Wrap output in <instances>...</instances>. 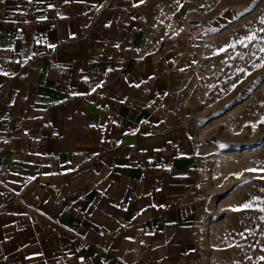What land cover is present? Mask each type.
Here are the masks:
<instances>
[{
	"label": "crops",
	"instance_id": "0c3cea01",
	"mask_svg": "<svg viewBox=\"0 0 264 264\" xmlns=\"http://www.w3.org/2000/svg\"><path fill=\"white\" fill-rule=\"evenodd\" d=\"M185 1L0 0V264L208 257L218 164L170 96Z\"/></svg>",
	"mask_w": 264,
	"mask_h": 264
},
{
	"label": "rangeland",
	"instance_id": "374dc122",
	"mask_svg": "<svg viewBox=\"0 0 264 264\" xmlns=\"http://www.w3.org/2000/svg\"><path fill=\"white\" fill-rule=\"evenodd\" d=\"M185 2L172 106L218 164L199 264H264V0Z\"/></svg>",
	"mask_w": 264,
	"mask_h": 264
},
{
	"label": "built area",
	"instance_id": "2783aa9c",
	"mask_svg": "<svg viewBox=\"0 0 264 264\" xmlns=\"http://www.w3.org/2000/svg\"><path fill=\"white\" fill-rule=\"evenodd\" d=\"M109 77H110V74H106V78H109ZM18 78L23 80L25 78V75H19ZM46 126H49V124H47ZM196 187H197L198 190H202V185L201 184L196 185ZM111 235H112V230H110V229H103V230H100L98 232V236L100 238L109 237ZM73 261L76 264H86L87 259H86V256L84 254H79L73 259Z\"/></svg>",
	"mask_w": 264,
	"mask_h": 264
},
{
	"label": "snow or ice",
	"instance_id": "6c2138e0",
	"mask_svg": "<svg viewBox=\"0 0 264 264\" xmlns=\"http://www.w3.org/2000/svg\"><path fill=\"white\" fill-rule=\"evenodd\" d=\"M261 23H264V20H261ZM249 39L251 40L252 37H249ZM262 51H264V49H262ZM262 122H264V121H262Z\"/></svg>",
	"mask_w": 264,
	"mask_h": 264
}]
</instances>
